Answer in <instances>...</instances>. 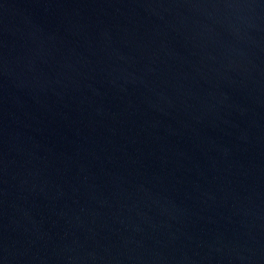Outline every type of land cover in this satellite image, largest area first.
I'll use <instances>...</instances> for the list:
<instances>
[{
  "label": "water",
  "instance_id": "95a60500",
  "mask_svg": "<svg viewBox=\"0 0 264 264\" xmlns=\"http://www.w3.org/2000/svg\"><path fill=\"white\" fill-rule=\"evenodd\" d=\"M0 264H264V0H0Z\"/></svg>",
  "mask_w": 264,
  "mask_h": 264
}]
</instances>
